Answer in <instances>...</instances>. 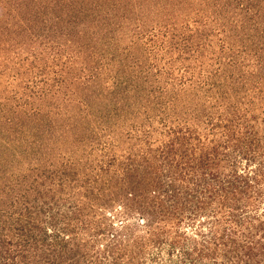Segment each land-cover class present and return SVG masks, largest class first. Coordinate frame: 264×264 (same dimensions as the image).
I'll use <instances>...</instances> for the list:
<instances>
[{
    "label": "trees",
    "instance_id": "16d2710c",
    "mask_svg": "<svg viewBox=\"0 0 264 264\" xmlns=\"http://www.w3.org/2000/svg\"><path fill=\"white\" fill-rule=\"evenodd\" d=\"M0 264H264V0H0Z\"/></svg>",
    "mask_w": 264,
    "mask_h": 264
}]
</instances>
